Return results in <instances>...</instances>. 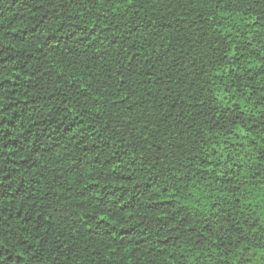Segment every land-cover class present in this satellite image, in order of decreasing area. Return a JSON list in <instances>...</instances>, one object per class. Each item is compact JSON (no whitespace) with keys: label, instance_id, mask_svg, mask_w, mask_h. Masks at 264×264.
I'll return each mask as SVG.
<instances>
[{"label":"trees","instance_id":"obj_1","mask_svg":"<svg viewBox=\"0 0 264 264\" xmlns=\"http://www.w3.org/2000/svg\"><path fill=\"white\" fill-rule=\"evenodd\" d=\"M0 264H264V0H0Z\"/></svg>","mask_w":264,"mask_h":264}]
</instances>
